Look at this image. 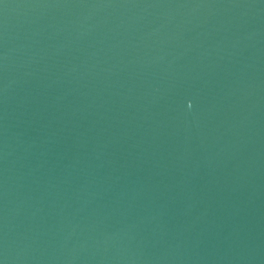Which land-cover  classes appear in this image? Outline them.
<instances>
[{
	"label": "water",
	"instance_id": "water-1",
	"mask_svg": "<svg viewBox=\"0 0 264 264\" xmlns=\"http://www.w3.org/2000/svg\"><path fill=\"white\" fill-rule=\"evenodd\" d=\"M0 264H264V0H0Z\"/></svg>",
	"mask_w": 264,
	"mask_h": 264
}]
</instances>
